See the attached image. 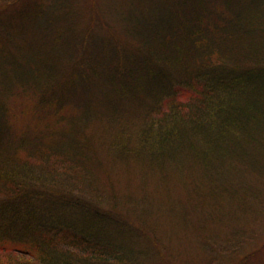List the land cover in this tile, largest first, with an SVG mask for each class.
Returning <instances> with one entry per match:
<instances>
[{"label":"trees","instance_id":"obj_1","mask_svg":"<svg viewBox=\"0 0 264 264\" xmlns=\"http://www.w3.org/2000/svg\"><path fill=\"white\" fill-rule=\"evenodd\" d=\"M128 2L87 33L75 0L0 7V264L164 263L180 207L202 233L264 198V0Z\"/></svg>","mask_w":264,"mask_h":264},{"label":"rangeland","instance_id":"obj_2","mask_svg":"<svg viewBox=\"0 0 264 264\" xmlns=\"http://www.w3.org/2000/svg\"><path fill=\"white\" fill-rule=\"evenodd\" d=\"M9 1L10 0H0V7L4 6ZM17 4L20 7L19 2ZM99 4L102 6L106 5L105 10L109 11L110 14L117 12V18L115 16L117 22L120 20L119 14L123 13L127 8H130L128 0H75L76 10L80 12V18L76 26L83 33H87L86 29L89 27L99 32V15L96 13L97 15L94 17L93 13L90 11V8L94 5L97 7ZM18 6H15L14 9H18ZM7 7L3 8V11L0 10L2 11L0 17L2 20L6 18L8 21V17L13 10L11 6ZM94 18L96 19L93 20ZM92 22H94V27L92 26ZM27 32L22 35V37L26 36V38H24L25 43H20L23 38L20 39L21 37H17V46L15 48H17L18 51H22V46L31 47V52H35L36 54L37 51L35 50H37V47L28 41L27 37H30V33ZM133 170L134 173L130 172L129 168L118 171L123 175L120 182L130 181L135 184L136 170L134 168ZM249 206V210L246 212L243 211L237 215L236 218L238 220L232 222L231 218L234 219V217L229 216L225 218V223H215L212 221L213 224H209L202 233L197 231V225L193 226L192 230L184 229L182 226L183 216L179 215L185 212L182 211L183 209L180 207L178 209V217L180 219L174 218V222L178 220L179 223L176 231L177 234L172 238V249L168 253L167 251L163 252L165 253L166 261H164V263L162 262L163 260L160 257V252L157 251V249L153 250L149 248V253H147L148 256H144L142 259L143 264H264V198L253 201ZM191 216V218H193L191 220L194 224L202 217L201 215ZM169 220L168 218L162 221L164 229L166 228L165 223ZM200 220H202V218ZM191 224L193 225L192 222ZM231 228L241 231L233 237V233L230 230ZM162 232L165 231L161 229L158 233L160 234ZM141 243V241L134 243V246H137V250H140L139 246ZM140 248H144L143 245Z\"/></svg>","mask_w":264,"mask_h":264}]
</instances>
